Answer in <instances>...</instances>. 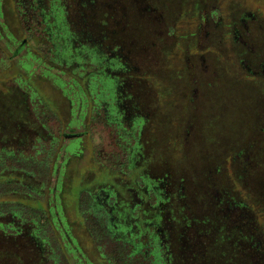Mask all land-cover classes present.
Instances as JSON below:
<instances>
[{
    "label": "rangeland",
    "instance_id": "obj_1",
    "mask_svg": "<svg viewBox=\"0 0 264 264\" xmlns=\"http://www.w3.org/2000/svg\"><path fill=\"white\" fill-rule=\"evenodd\" d=\"M5 4L0 29L17 42L0 39V97L23 91L27 113L3 126L0 142L8 145L15 139L29 148L35 129L43 124L56 133L67 112L51 102L52 80L41 78L35 63L28 78L25 53L16 49L28 37L13 4ZM136 5L138 18L148 19L153 29L147 52L153 98L161 111L154 114L165 120L158 131L148 132L153 140L151 178L165 173L168 188L160 191L169 199L183 193L175 202L183 211L173 213L171 202L164 206L168 228H176L182 213L188 221L182 234L186 255L173 264H264V0H136ZM159 36L168 51L165 56L157 52ZM90 140L88 134L74 141L83 153L68 162L62 216L83 256L102 264L92 250L95 242H102V232L87 213L96 203L79 195L81 187L88 190L106 178L100 167L105 165L102 142L93 145ZM92 191L103 197L94 187ZM129 202L128 196L123 203ZM199 221L204 225L198 227ZM210 222H215L216 234ZM18 243L24 249L21 263L45 264L46 249L28 240L25 230ZM60 254L72 255L64 248Z\"/></svg>",
    "mask_w": 264,
    "mask_h": 264
},
{
    "label": "flooded vegetation",
    "instance_id": "obj_2",
    "mask_svg": "<svg viewBox=\"0 0 264 264\" xmlns=\"http://www.w3.org/2000/svg\"><path fill=\"white\" fill-rule=\"evenodd\" d=\"M54 1L1 0L0 9H4L5 3L6 8L9 3L17 12L22 31L28 37L16 47L17 51H24V60L33 55L29 61L38 67L39 64L60 67L59 70L74 77L87 89L89 83L97 84V92H86L84 95L74 92L66 95L55 84L49 86L55 92L50 93L54 98L51 102L64 107L67 112L64 125L53 123L57 125L58 132L64 131L60 137L63 154L76 159L79 154L72 155L66 148L71 140H83L88 134L93 145L95 140L102 142L101 157L105 165L100 167L103 166L107 173L106 178L93 187L103 197L94 194L93 187L89 186L88 190L81 187L79 195L86 194L96 203L90 205L87 213L96 220L99 230L101 226L102 233L106 232L120 242L119 248L135 251L136 255L145 246V255H155L152 252L156 251L162 255L165 264H173L177 259L183 261L182 256L186 253L182 234L185 223H188L186 215H180L176 228H168V218H164V206L168 208L169 202L173 213L180 208L183 211L182 205L175 204L180 202L183 193L171 198V201L160 191H163L164 185L168 188L165 173L151 178L154 173L153 140L148 132L158 131L165 125V120L154 114L161 111L153 98L154 76L148 62V45L154 34L149 20L142 15L138 18L136 0H60L64 5L61 13ZM66 24L68 26L62 27ZM0 38L12 45L17 42L13 37L2 34L1 29ZM155 40L159 48L157 52L165 56L168 51L164 50L161 36ZM30 42L32 49L27 48ZM77 70L81 73L77 74ZM40 77L49 81L45 75ZM157 79L162 81L160 77ZM81 106L86 108L87 118L79 123V116L74 115L73 110L79 112ZM48 130L42 124L34 130V138L37 132L46 133ZM149 147L150 150H147ZM109 164L121 169L116 172L109 168ZM66 170L67 166L65 175ZM128 196L133 203L124 205ZM119 219L124 220L119 222ZM197 224L200 227L204 221ZM210 227L216 234L215 222H210ZM55 233L58 237V230ZM67 233V253L84 255L83 248L69 229ZM100 244L95 242L92 250L98 254L99 262L105 264L104 257L99 255H105L109 247ZM215 245L210 249H216ZM119 248L109 255H119Z\"/></svg>",
    "mask_w": 264,
    "mask_h": 264
},
{
    "label": "trees",
    "instance_id": "obj_3",
    "mask_svg": "<svg viewBox=\"0 0 264 264\" xmlns=\"http://www.w3.org/2000/svg\"><path fill=\"white\" fill-rule=\"evenodd\" d=\"M60 2L56 0L54 4L61 13L64 5ZM66 26L68 25L62 27ZM32 57L33 55L30 59L25 58L23 63L24 69L29 73L33 66L29 61ZM39 65L41 76L50 78L52 84L66 95L71 92L82 95L86 92H97V84L89 83L87 89L74 77H69L65 71L59 70L60 67ZM76 73L80 74L81 70H77ZM30 76L31 73L28 78ZM29 88L30 86L27 87L28 91L32 92ZM22 92L16 90L0 97V136L4 125L7 127L8 123L21 120L26 115L27 109ZM76 111L73 110V114L79 116L78 122L85 121L86 108L81 106L80 111ZM55 132L49 130L47 133L37 132V137L29 148L17 145L15 139L8 145L0 142V264L16 262L23 264L20 255L23 254L24 249L18 243L22 230H25L28 240L36 246L41 243L40 246L46 249L48 255L43 261L45 264H73L74 261L77 262L76 264H94L83 255L60 254L62 248L67 252L69 247L66 237L68 225L62 216L64 205L61 200L65 187V168L71 157L63 154L60 137L64 131L58 132L55 129ZM74 141L76 140L69 142L67 152L72 155L82 154V147L76 149ZM93 220L97 223L95 219ZM56 230L59 232L58 237ZM102 237L100 245L111 248L105 250V255H99L104 257L105 264H165L162 255H158L156 251L152 252L155 255H145V246L140 248V253L134 255L135 251L119 248L120 242L106 232L102 233ZM54 244L58 246L54 247ZM117 248L119 255H109ZM191 258L189 256V259Z\"/></svg>",
    "mask_w": 264,
    "mask_h": 264
}]
</instances>
